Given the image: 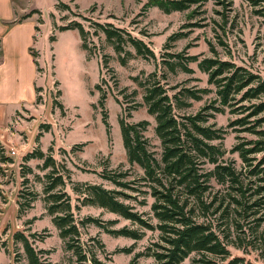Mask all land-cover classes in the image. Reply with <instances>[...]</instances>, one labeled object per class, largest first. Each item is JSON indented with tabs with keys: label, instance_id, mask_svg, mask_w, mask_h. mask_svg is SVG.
Listing matches in <instances>:
<instances>
[{
	"label": "rangeland",
	"instance_id": "obj_1",
	"mask_svg": "<svg viewBox=\"0 0 264 264\" xmlns=\"http://www.w3.org/2000/svg\"><path fill=\"white\" fill-rule=\"evenodd\" d=\"M22 1L27 14L42 22L37 23L40 33L36 34L35 48L32 50L37 53V49L40 53L38 66L41 69L37 74L40 88L36 91L33 105L14 114L8 127L0 131V153L6 159L0 163V264H27L21 244L13 241V235L17 232L27 236L36 250L49 251L46 258L52 264H76L72 254L64 249L58 231L46 212L43 184L44 175L49 169L42 170L39 166L41 161L22 160L36 147L35 137L42 131L40 148L46 154L51 149L50 155L68 169L72 182H87L113 190L116 187L103 180L102 174L126 172V181L139 179L143 171L127 160L119 120L122 118L128 123L147 121L149 125L144 137L158 160L162 149L154 132V117L147 113L143 90L134 79L145 80L149 74L156 73L170 97L182 89L208 91L200 100L179 96L187 105L181 109L175 108L174 113L182 117L196 114L203 107L213 105L216 99L215 86L197 66L203 59L227 62L264 78V0H197L188 10L170 14L156 7H146L150 0ZM60 3L66 4L68 10H59L57 5ZM34 10L39 13H32ZM23 16L18 15L16 19ZM72 21L80 23L90 33L87 36V45L92 51L89 59L81 48L77 31L59 32L53 29V23L62 27ZM93 23L111 24L130 33L152 50L155 59L145 60L137 56L132 48H127L131 56L126 65L121 66L104 35L100 32L97 36L92 34ZM177 35L175 40L169 39ZM51 36L55 41L50 42ZM168 54L195 56L197 62L189 64L192 70L189 74L179 70L171 73L162 64V61H176L169 59ZM96 85L106 94L103 108L98 103L100 93L95 89ZM133 92L134 96L131 95ZM103 114H106L110 127L109 136L102 123ZM236 117L229 108H223L222 113H214L209 123L224 129L223 140L212 144L221 145L226 152L225 159L234 161L239 169L241 161L230 150L238 137L250 139L251 136L228 128L230 121ZM41 125H48L49 128H40ZM10 149L16 151L15 156L10 155ZM27 167L31 173L27 174ZM205 168L211 169L212 166ZM22 173L28 179L25 184ZM211 184L214 191H223L214 181ZM131 186L137 190H125L132 197L126 199L125 203L132 205L136 212L145 214L146 219L150 216L153 199L139 192L145 191V188H140L138 184ZM20 191L22 198L18 197ZM65 191L70 195L76 221L92 217L103 223L113 221L114 224L108 226L113 230H140L138 225L101 208L86 206L75 211L77 196L68 184ZM30 192L37 194L34 202L29 201ZM142 201H146V205H141ZM19 203L26 209L22 213L19 212ZM28 203L30 208L27 209ZM151 222L156 223L153 219ZM242 223L245 225L242 231L231 229L227 239L223 238L227 234L226 226H220V231L224 232H219V235L228 245V259L241 257L253 264H264L261 257L264 224L252 233L246 226L249 224ZM140 231L143 233L141 239L132 240L106 234L102 229L88 225L81 231V241L87 242L90 237H96L104 245V252L97 253L101 260H108V264H129L136 254L144 253L148 246L159 240L157 230ZM31 234H35L36 239L30 238ZM40 236H44L42 241H39ZM196 257V254H191L182 264H191ZM216 262L224 264L218 258ZM137 263L154 264V260L141 256Z\"/></svg>",
	"mask_w": 264,
	"mask_h": 264
},
{
	"label": "trees",
	"instance_id": "obj_2",
	"mask_svg": "<svg viewBox=\"0 0 264 264\" xmlns=\"http://www.w3.org/2000/svg\"><path fill=\"white\" fill-rule=\"evenodd\" d=\"M196 2L197 0H150L146 7H156L163 13L170 14L188 10ZM57 6L61 11L69 8L63 3ZM32 13L39 11L34 10ZM30 16L28 14L22 19ZM37 23L42 24L41 20ZM91 28L93 35L97 36L98 32L104 35L106 42L117 54L121 66H125L131 56L127 48H132L137 56L145 60L155 59L152 50L142 40L122 29L111 24L98 23H93ZM53 29L59 32L77 31L87 59L92 56V51L87 45V36L90 33L80 23L72 21L62 27L53 23ZM35 30L39 32L40 29L36 26ZM178 36L169 39L175 40ZM49 40L55 41L54 36ZM32 55L34 58L38 57L37 53L32 52ZM166 56L176 60L162 61L171 73L179 70L189 74L192 72L189 64L197 62L195 56L184 57L182 54ZM35 65L39 72L40 68L36 61ZM197 66L201 72L208 75L209 82L215 86L216 99L213 105H207L190 116L175 115V108L181 109L187 105L179 96L200 100L208 91L182 89L170 97L156 73L149 74L145 80L134 79L143 90L142 98L147 113L154 117L156 124L154 132L162 149L158 160L150 150L147 138L144 137L149 125L147 121L128 123L122 118L119 120L127 160L129 164H135L143 171L139 179L126 181L128 175L126 172L102 174L103 180L116 187L113 190L87 182H72L68 169L57 163L50 155L51 149H48L46 154L40 148L39 139L42 137V131L35 137L36 147L24 155L22 160L23 162L38 160L41 161L39 166L42 170L49 169L44 175L43 184L46 212L58 231L64 249L72 254L76 264H108V260L103 261L97 255L104 252V245L98 238L90 237L87 242L81 241V231L88 225H94L106 234L132 240L141 239L143 233L140 230H157L158 242L148 246L144 253L136 254L129 264H138L137 260L141 256L151 257L154 264H182L191 254L197 255L191 264H218L217 258L224 264H253L241 257L228 259L230 256L228 245L220 237L219 232H224L220 231L222 228L220 226H226L227 234L223 238L227 239L231 229L235 232L242 231L245 225L241 222H247L245 224H249L246 226L252 233L257 232L264 224V78L244 68L218 60L203 59ZM95 89L100 93L98 103L103 108L106 94L98 85ZM35 91H39V88ZM134 94L133 92L131 95ZM115 102L119 104L117 98ZM223 108H229L230 113L237 116L230 121L228 128L251 136L250 139L238 137L237 143L230 150V153H236L241 161L239 169L235 167L234 161L225 159L226 152L221 145L212 144L214 141H222L225 135L224 129L209 123L214 113H222ZM102 123L106 135L109 136L110 127L106 114H103ZM43 126L45 125H41L40 128ZM44 128L48 129L49 126L46 125ZM5 160L1 152L0 163H4ZM207 165L212 168L206 169ZM26 170L27 174L31 173L29 167ZM21 177L23 184L27 183L28 179L24 173ZM212 181L221 186L223 191H214ZM67 184L77 196L78 205L74 206L75 211L86 206L101 208L138 225L140 230L127 228L113 230L108 227L114 224L113 221L103 223L92 217L76 221L70 195L65 191ZM137 184L140 188L146 189L139 192L153 199L150 216L148 215L146 219L145 214L136 212L132 205L125 203L126 199L132 198L125 190L136 191L137 189L131 185ZM28 195L30 202L37 198L36 193L30 192ZM18 197L22 198V191ZM140 204L146 205V201ZM26 207L30 208V203ZM23 210H26L25 207L19 203V212L22 213ZM151 219L156 223L153 224ZM29 237L36 239L35 234ZM38 238L42 241L44 236ZM13 241L21 244L27 264H52L46 258L49 251L36 250L23 233H15ZM261 254L264 260V249Z\"/></svg>",
	"mask_w": 264,
	"mask_h": 264
},
{
	"label": "crops",
	"instance_id": "obj_3",
	"mask_svg": "<svg viewBox=\"0 0 264 264\" xmlns=\"http://www.w3.org/2000/svg\"><path fill=\"white\" fill-rule=\"evenodd\" d=\"M24 14L27 8L22 0H0V131L8 127L14 114L33 105L35 89L40 88L35 65L40 53L36 49L39 56L34 58L31 51L37 21L31 16L16 19Z\"/></svg>",
	"mask_w": 264,
	"mask_h": 264
},
{
	"label": "built area",
	"instance_id": "obj_4",
	"mask_svg": "<svg viewBox=\"0 0 264 264\" xmlns=\"http://www.w3.org/2000/svg\"><path fill=\"white\" fill-rule=\"evenodd\" d=\"M9 153H10L11 156H15L16 151L14 149H10Z\"/></svg>",
	"mask_w": 264,
	"mask_h": 264
}]
</instances>
